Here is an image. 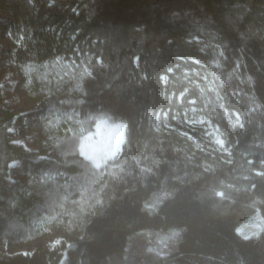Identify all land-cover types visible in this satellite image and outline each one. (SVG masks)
I'll use <instances>...</instances> for the list:
<instances>
[{
  "label": "trees",
  "instance_id": "1",
  "mask_svg": "<svg viewBox=\"0 0 264 264\" xmlns=\"http://www.w3.org/2000/svg\"><path fill=\"white\" fill-rule=\"evenodd\" d=\"M0 23L44 137L28 150L0 115L1 240L76 234L0 264H264V228L238 230L264 215V0H3ZM181 93L226 150L177 128ZM99 117L125 122L101 165L82 149Z\"/></svg>",
  "mask_w": 264,
  "mask_h": 264
},
{
  "label": "rangeland",
  "instance_id": "2",
  "mask_svg": "<svg viewBox=\"0 0 264 264\" xmlns=\"http://www.w3.org/2000/svg\"><path fill=\"white\" fill-rule=\"evenodd\" d=\"M2 1L0 0V4ZM5 28V24L0 23V115L5 111L14 112L15 119L10 126L13 140L28 150L39 152L43 148L44 140L42 117L37 112L40 103L26 92V76L12 57L10 48L15 46L14 40ZM185 99L189 100L188 103H184ZM195 100L193 97H182V93L179 94L178 101L181 106L172 111V119L184 127L177 126V128L193 137L200 146L206 148L215 146L220 150H226L225 139L219 127L201 114L194 103ZM167 114V111L162 112L165 122ZM82 136V149L97 165H101L121 152L125 140V122L99 117L93 129L84 132ZM40 154L44 155L42 152ZM257 171L262 172V170ZM16 174L29 182V175L23 169H18ZM40 226L42 227V223ZM263 228L264 215L258 212L241 223L238 230L245 236H251ZM46 231L42 237L11 244H5L0 237V247L9 252H31L37 247L45 248L61 244L66 245L67 248L73 246L75 233L57 228H47ZM59 264H79V260L71 250L66 249Z\"/></svg>",
  "mask_w": 264,
  "mask_h": 264
}]
</instances>
